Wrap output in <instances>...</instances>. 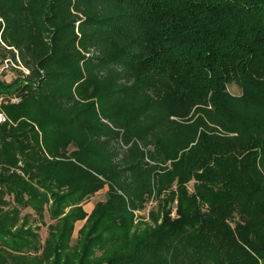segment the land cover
<instances>
[{
	"label": "trees",
	"instance_id": "trees-1",
	"mask_svg": "<svg viewBox=\"0 0 264 264\" xmlns=\"http://www.w3.org/2000/svg\"><path fill=\"white\" fill-rule=\"evenodd\" d=\"M5 62L0 264H264V0H0Z\"/></svg>",
	"mask_w": 264,
	"mask_h": 264
},
{
	"label": "rangeland",
	"instance_id": "rangeland-1",
	"mask_svg": "<svg viewBox=\"0 0 264 264\" xmlns=\"http://www.w3.org/2000/svg\"><path fill=\"white\" fill-rule=\"evenodd\" d=\"M16 67L10 63H0V83L7 87H12L13 83L17 79V73H16ZM229 92L234 95H239L240 91L237 87L229 86ZM189 191L192 190V183L188 185ZM108 188L105 186L103 189L99 190L98 193L95 195L89 196V197H83L82 200L78 203L72 202L74 204H71L66 202L63 204V207L61 208V215L60 218L68 217L72 213L73 210L79 208L81 209V213L84 217L74 220L72 222V228H71V237L69 241L70 246H75L78 244L79 240L83 237V234L87 232V230L91 226V221L94 220L91 218V214L93 212V209L95 206L99 203L106 202V192ZM44 206V224H41L38 219L37 215L34 211L31 209H26L22 211L21 217L24 215L29 216V222L27 223L26 227L36 228V234L38 238V243L42 245L47 238L48 235V225L53 223V220H50L48 212L52 211L54 209L53 202L49 201L46 204L42 205ZM53 207V208H52ZM156 206V202H149L147 203L145 209H142L140 211H135L133 214V219L131 223V232L135 231H141L145 227H153L155 224H159L161 221V215L163 210H158ZM176 201L173 202L171 205V211L170 215L171 217H174L176 214ZM152 214L155 215V218H152ZM155 219V222L153 221ZM20 225V224H19ZM83 232V233H82ZM31 240V239H30ZM30 253V252H29ZM101 254V251L96 252V256H99Z\"/></svg>",
	"mask_w": 264,
	"mask_h": 264
},
{
	"label": "built area",
	"instance_id": "built-area-1",
	"mask_svg": "<svg viewBox=\"0 0 264 264\" xmlns=\"http://www.w3.org/2000/svg\"><path fill=\"white\" fill-rule=\"evenodd\" d=\"M25 73H27L25 71ZM9 101H11L10 103L12 104H17L19 102V99L18 98H12L10 99ZM8 101H6L5 98L3 97H0V106L2 103H7ZM7 116H5V114L0 110V124H5L7 122Z\"/></svg>",
	"mask_w": 264,
	"mask_h": 264
}]
</instances>
